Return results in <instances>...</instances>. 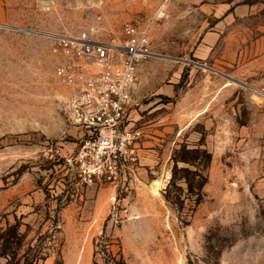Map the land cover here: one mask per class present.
Listing matches in <instances>:
<instances>
[{"label": "rangeland", "instance_id": "obj_1", "mask_svg": "<svg viewBox=\"0 0 264 264\" xmlns=\"http://www.w3.org/2000/svg\"><path fill=\"white\" fill-rule=\"evenodd\" d=\"M127 24L138 164L86 184L50 36ZM13 227L10 264H264V0H0V250Z\"/></svg>", "mask_w": 264, "mask_h": 264}, {"label": "built area", "instance_id": "obj_2", "mask_svg": "<svg viewBox=\"0 0 264 264\" xmlns=\"http://www.w3.org/2000/svg\"><path fill=\"white\" fill-rule=\"evenodd\" d=\"M150 27L127 24L50 36L54 77L65 88L63 110L73 128L74 161L83 183L120 182L122 166L138 164L142 129L135 124L140 62L149 55Z\"/></svg>", "mask_w": 264, "mask_h": 264}, {"label": "trees", "instance_id": "obj_3", "mask_svg": "<svg viewBox=\"0 0 264 264\" xmlns=\"http://www.w3.org/2000/svg\"><path fill=\"white\" fill-rule=\"evenodd\" d=\"M10 230L15 231V233L12 235ZM20 235L21 234L19 232V229L13 227V228L7 229L6 232H4L1 236L2 245H1V250H0V258L5 257L8 259V257H9L7 264H10V261L13 260L12 256L15 255V252H12V250H11V244H12L11 239L13 237H20ZM11 253L13 255H11ZM40 259H41V257L39 256V254H37V255L35 254L31 257V260H27L28 261L27 264H38Z\"/></svg>", "mask_w": 264, "mask_h": 264}, {"label": "bare ground", "instance_id": "obj_4", "mask_svg": "<svg viewBox=\"0 0 264 264\" xmlns=\"http://www.w3.org/2000/svg\"><path fill=\"white\" fill-rule=\"evenodd\" d=\"M259 94H261V95H263V93L262 92H258Z\"/></svg>", "mask_w": 264, "mask_h": 264}]
</instances>
